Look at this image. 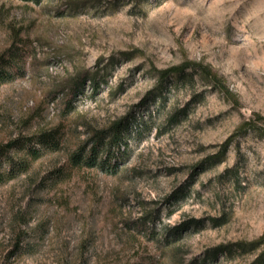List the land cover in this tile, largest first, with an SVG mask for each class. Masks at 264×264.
<instances>
[{
  "label": "rangeland",
  "instance_id": "obj_1",
  "mask_svg": "<svg viewBox=\"0 0 264 264\" xmlns=\"http://www.w3.org/2000/svg\"><path fill=\"white\" fill-rule=\"evenodd\" d=\"M12 39L27 54L22 74L0 80V264L254 258L262 245L203 257L264 232V133L237 134L220 159L193 167L242 121L264 117V0H0V52ZM184 61L220 80L186 68L147 95L158 69ZM82 74L66 109V87ZM125 115L115 173L71 164L93 131ZM54 129L55 148L38 142ZM189 219L185 232L170 230Z\"/></svg>",
  "mask_w": 264,
  "mask_h": 264
},
{
  "label": "trees",
  "instance_id": "obj_2",
  "mask_svg": "<svg viewBox=\"0 0 264 264\" xmlns=\"http://www.w3.org/2000/svg\"><path fill=\"white\" fill-rule=\"evenodd\" d=\"M21 1L38 3L41 0ZM20 43V40L12 39L10 45L0 52L1 81H4V77H10L12 70H14L18 75L23 73L20 62H22L27 53L25 52V48L20 46ZM131 55L132 53L128 51L119 52V56L122 58H129ZM192 67L198 69L202 74L210 78V80L215 84L220 80L217 74L213 72L208 66L192 61H184L177 65L158 69L157 84L152 88V90L148 91L147 95L153 91L159 92V90L163 87L164 80L170 75L183 73L186 68ZM79 76L80 77L77 76L72 79V81L66 87L67 95L69 96L66 98L64 103L66 109L71 107L73 99L76 98V96L82 91L85 79H89L88 74H82ZM91 82H93V89H97L99 86V81L94 78V80ZM147 95L142 98V102L145 101ZM131 121L132 118L129 115H125L114 120L108 126L93 131L86 142L80 144L74 151H72V154L70 155L71 164L75 167L84 166L87 168H97L100 171L106 173H115L120 163V155H122V153L127 148L126 135L131 128ZM258 122H264V117L260 114H255L254 118L242 121L240 125L220 144V148L217 152L206 156L203 160L196 163L193 168L197 170L204 165L210 164L220 159L227 150L229 143L235 138L237 134L247 132L249 130L256 131L260 135L263 134L264 130L257 128ZM58 132L59 131L56 129L42 131L38 135V142L45 146H54L55 148L60 142V135H58ZM9 145L11 144H8V147ZM10 163L11 164L9 166L11 168L7 170V176L16 171V168L12 165L13 162H11V160ZM2 178L3 174L0 173V181ZM173 196L174 194H172V197ZM210 220L212 224H218L215 218ZM193 223H196V220H185L170 230L174 232H185L187 229H189V227L192 226ZM261 245L262 248L259 249ZM257 249H259L257 254L248 264H264V232L256 239L248 242L235 241L217 244L211 248H208L203 258L204 261L206 260L214 262L219 254L232 255L236 253L254 251Z\"/></svg>",
  "mask_w": 264,
  "mask_h": 264
}]
</instances>
